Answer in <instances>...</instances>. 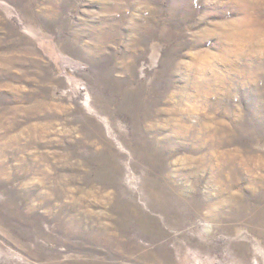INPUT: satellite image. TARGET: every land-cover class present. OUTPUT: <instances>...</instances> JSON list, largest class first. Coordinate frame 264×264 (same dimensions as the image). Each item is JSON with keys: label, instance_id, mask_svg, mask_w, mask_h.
Here are the masks:
<instances>
[{"label": "rangeland", "instance_id": "obj_1", "mask_svg": "<svg viewBox=\"0 0 264 264\" xmlns=\"http://www.w3.org/2000/svg\"><path fill=\"white\" fill-rule=\"evenodd\" d=\"M0 264H264V0H0Z\"/></svg>", "mask_w": 264, "mask_h": 264}]
</instances>
